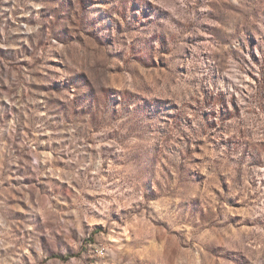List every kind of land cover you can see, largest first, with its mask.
<instances>
[{
	"label": "rangeland",
	"instance_id": "1",
	"mask_svg": "<svg viewBox=\"0 0 264 264\" xmlns=\"http://www.w3.org/2000/svg\"><path fill=\"white\" fill-rule=\"evenodd\" d=\"M104 261L264 264V0H0V264Z\"/></svg>",
	"mask_w": 264,
	"mask_h": 264
},
{
	"label": "built area",
	"instance_id": "2",
	"mask_svg": "<svg viewBox=\"0 0 264 264\" xmlns=\"http://www.w3.org/2000/svg\"><path fill=\"white\" fill-rule=\"evenodd\" d=\"M108 252L109 250L103 246L96 248V253L102 257H104ZM102 264H117V263L112 261H104Z\"/></svg>",
	"mask_w": 264,
	"mask_h": 264
}]
</instances>
